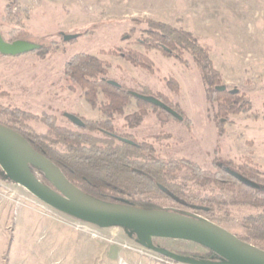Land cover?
I'll use <instances>...</instances> for the list:
<instances>
[{
  "label": "rangeland",
  "instance_id": "1",
  "mask_svg": "<svg viewBox=\"0 0 264 264\" xmlns=\"http://www.w3.org/2000/svg\"><path fill=\"white\" fill-rule=\"evenodd\" d=\"M148 20L190 32L208 49L218 85L236 90L239 104L248 101L249 108L222 119L217 116L214 86L203 84L189 53L177 59L176 53L166 54L154 42L150 47L141 43L147 38L143 30ZM0 35L6 41L23 39L39 46L16 56L0 54V123L66 152L63 139L45 122L48 117H54L55 126L81 132L65 113L83 121L109 118L100 110V89L92 106L65 75L75 55L94 56L106 67V79L130 91L147 87L151 96L162 94L183 117L178 120L159 107L139 105L131 96L121 114H112V133L138 144L146 141L153 156L165 162L187 160L210 171L208 178L199 180L184 166H167L164 183L173 195L153 188L138 190L136 203L200 216L238 237L248 234L245 220L264 208L235 198V189L211 174L218 171L217 164L232 169L250 164L264 178V0H0ZM65 35L72 37L66 40ZM129 51L150 59L153 72L129 62ZM143 112L139 125H127ZM90 134L103 136L101 131ZM28 166L53 187L41 170ZM85 227L97 236L99 264L109 257L119 264L118 249L150 264H178L141 246L134 232L122 225L100 228L45 204L0 167V264H84L79 229ZM149 240L175 253L221 261L206 256L208 251L191 241L156 236ZM110 250L116 255L110 256Z\"/></svg>",
  "mask_w": 264,
  "mask_h": 264
},
{
  "label": "trees",
  "instance_id": "2",
  "mask_svg": "<svg viewBox=\"0 0 264 264\" xmlns=\"http://www.w3.org/2000/svg\"><path fill=\"white\" fill-rule=\"evenodd\" d=\"M146 26L143 32L147 38L145 37L141 42L145 47H150L154 42V45H158L166 54L176 53L177 59H180V53L183 52L191 55L203 84L207 87L214 86L211 93L217 95V116L222 119L228 114H237L249 108L248 101L241 105L235 94L226 91V89L223 91L216 89L220 86L218 85L219 75L208 57V49L202 46L190 32L149 20L146 21ZM125 57L132 64L153 72L152 63L146 56L129 51ZM106 73L107 69L103 62L87 54L75 55L67 63L65 75L80 88L83 97L92 106H96L97 90H101L104 102L100 105V110L109 118L98 122L82 120L84 126H77L82 130L81 132L55 126L54 117H48L45 122L55 134L63 139L67 146L66 152L62 153L52 149L43 139L32 134L13 129L24 136L37 152L57 165L65 176L89 197L106 204H128L159 209L145 204H137L133 198L136 191L148 188L172 196L170 186L164 183L162 172L165 167L175 165L182 168L184 166L192 177L199 180H205L207 174L210 175V171L187 160H181L178 163L165 162L163 159L153 156L154 150L146 141L138 144L127 135L117 136L112 133L111 116L114 113L121 114L123 112V107L128 103L131 95L130 90L123 86L110 85L107 82L108 79L105 78ZM177 89L175 88L174 92H178ZM149 91L147 87H143V90L139 92L149 95ZM1 93L4 94V92ZM156 94L153 97L163 101L176 111L175 106L168 103L162 94ZM136 100L139 105H144V107L151 105L140 99ZM178 113L180 114V112ZM144 114V112L136 114L134 121H127V125L129 127L139 125ZM93 131H101L103 136L98 137L90 134ZM216 166L218 171L211 175H216L215 178L220 176V181L231 185L236 191L235 198L264 208V178L259 175L254 166L241 164L235 169L220 164ZM238 177H242L248 183L239 180ZM126 196L130 198H126ZM245 224L248 234L239 238L246 242L255 241L256 243L253 244L264 250V246L259 245L261 241H264V211L255 216H249L245 220ZM211 255L214 253L210 251L206 254V256ZM187 256L198 257L197 255Z\"/></svg>",
  "mask_w": 264,
  "mask_h": 264
},
{
  "label": "water",
  "instance_id": "3",
  "mask_svg": "<svg viewBox=\"0 0 264 264\" xmlns=\"http://www.w3.org/2000/svg\"><path fill=\"white\" fill-rule=\"evenodd\" d=\"M71 37L65 35L64 39L68 40ZM38 47L23 39L6 41L0 35V54L2 55L16 56ZM107 82L120 87V84L114 80H107ZM216 89L223 91L226 88L218 86ZM129 93L134 98L159 107L178 120H183L177 111L158 98L136 91H129ZM64 116L75 126H84L82 119L77 115L65 113ZM29 164L41 170L53 187L39 180L29 168ZM0 167L12 181L22 185L45 204L100 228L122 225L134 232L141 246L174 263L264 264L263 249L240 239L206 218L164 209L142 208L128 204H106L89 197L74 185L57 165L37 152L24 136L3 123H0ZM238 178L248 183L242 177ZM150 236L194 242L214 253L221 261H206L157 247L150 242Z\"/></svg>",
  "mask_w": 264,
  "mask_h": 264
},
{
  "label": "crops",
  "instance_id": "4",
  "mask_svg": "<svg viewBox=\"0 0 264 264\" xmlns=\"http://www.w3.org/2000/svg\"><path fill=\"white\" fill-rule=\"evenodd\" d=\"M129 87V86H128ZM82 231V240H83V245L85 247V262L84 264H99V259H98V240L97 236L92 234V229H79ZM89 236L87 237V235ZM1 251V250H0ZM115 250H110V256H114L117 253V256L120 257V262H125L123 264H150L149 260H141V259H135L131 258L128 256H125V250L123 249H118L117 252L115 253ZM119 253V254H118ZM116 261V262H115ZM113 262V263H112ZM119 264H122V262ZM83 264V263H82ZM101 264H118V261L115 260L112 257L107 258L106 260L104 259ZM160 264V262H159ZM162 264V263H161Z\"/></svg>",
  "mask_w": 264,
  "mask_h": 264
},
{
  "label": "built area",
  "instance_id": "5",
  "mask_svg": "<svg viewBox=\"0 0 264 264\" xmlns=\"http://www.w3.org/2000/svg\"><path fill=\"white\" fill-rule=\"evenodd\" d=\"M79 227V226H78ZM80 228H82V226H80Z\"/></svg>",
  "mask_w": 264,
  "mask_h": 264
}]
</instances>
